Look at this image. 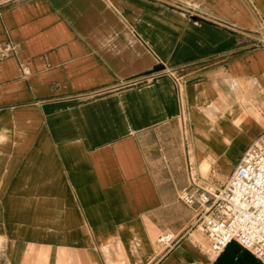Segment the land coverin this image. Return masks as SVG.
Instances as JSON below:
<instances>
[{
  "label": "crops",
  "instance_id": "1",
  "mask_svg": "<svg viewBox=\"0 0 264 264\" xmlns=\"http://www.w3.org/2000/svg\"><path fill=\"white\" fill-rule=\"evenodd\" d=\"M262 133L264 0L0 1V264H210L179 192Z\"/></svg>",
  "mask_w": 264,
  "mask_h": 264
},
{
  "label": "built area",
  "instance_id": "2",
  "mask_svg": "<svg viewBox=\"0 0 264 264\" xmlns=\"http://www.w3.org/2000/svg\"><path fill=\"white\" fill-rule=\"evenodd\" d=\"M179 198L195 206L191 227L207 236L208 256L214 259L234 239L264 264V133L247 145L222 184L212 187L192 180ZM178 241L170 232L157 237L166 251Z\"/></svg>",
  "mask_w": 264,
  "mask_h": 264
},
{
  "label": "water",
  "instance_id": "3",
  "mask_svg": "<svg viewBox=\"0 0 264 264\" xmlns=\"http://www.w3.org/2000/svg\"><path fill=\"white\" fill-rule=\"evenodd\" d=\"M210 264H263L249 250L234 239L227 242L223 250Z\"/></svg>",
  "mask_w": 264,
  "mask_h": 264
},
{
  "label": "rangeland",
  "instance_id": "4",
  "mask_svg": "<svg viewBox=\"0 0 264 264\" xmlns=\"http://www.w3.org/2000/svg\"><path fill=\"white\" fill-rule=\"evenodd\" d=\"M1 1V0H0ZM259 35H261V33H258ZM261 43V41H260V39L256 42V44H260ZM183 202V201H182ZM183 204L185 205V206H189V205H187L185 202H183ZM190 206H193V207H195L194 205H190ZM157 247H159V248H162V244H159L158 242H157ZM211 259V258H210ZM209 258H204L203 260H205V261H208V260H210Z\"/></svg>",
  "mask_w": 264,
  "mask_h": 264
},
{
  "label": "bare ground",
  "instance_id": "5",
  "mask_svg": "<svg viewBox=\"0 0 264 264\" xmlns=\"http://www.w3.org/2000/svg\"><path fill=\"white\" fill-rule=\"evenodd\" d=\"M211 263V262H210Z\"/></svg>",
  "mask_w": 264,
  "mask_h": 264
}]
</instances>
